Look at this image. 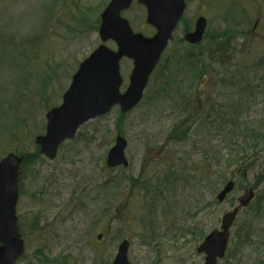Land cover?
Segmentation results:
<instances>
[{"label": "rangeland", "instance_id": "rangeland-1", "mask_svg": "<svg viewBox=\"0 0 264 264\" xmlns=\"http://www.w3.org/2000/svg\"><path fill=\"white\" fill-rule=\"evenodd\" d=\"M109 1L0 0V159L9 152L38 150L35 138L46 131L47 112L62 103L79 64L101 43V13ZM186 1L184 17L139 105L122 119L114 107L82 126L54 160L43 155L22 168L17 215L26 251L17 264H112L122 239L130 240L133 264H204L205 254L197 251L204 231L220 228L223 214L260 183L264 0ZM145 11L136 3L124 16L134 30L152 35ZM200 14L208 19V31L193 48L183 38ZM224 37L230 44L213 50L210 58L206 52ZM106 44L116 48L113 41ZM189 49L201 53L210 74L205 84L195 81L182 101L180 89H188L192 73L174 57ZM132 68L131 59L122 60V90ZM186 110L201 120L192 123L186 138L173 140L171 130ZM235 111L238 122L222 127ZM214 113L221 118L202 126ZM118 134L128 140L130 163L112 170L107 154ZM210 142L218 147V159ZM117 175L124 178L122 194L105 204L98 194ZM227 180L235 182L234 191L224 203H214ZM255 208L241 210L227 255L218 264H264V206L261 214ZM247 220L256 224V237L233 256L235 237Z\"/></svg>", "mask_w": 264, "mask_h": 264}, {"label": "water", "instance_id": "water-1", "mask_svg": "<svg viewBox=\"0 0 264 264\" xmlns=\"http://www.w3.org/2000/svg\"><path fill=\"white\" fill-rule=\"evenodd\" d=\"M135 1L146 8V22L155 28L151 36L134 31L123 16ZM186 8L185 0H110L101 13L99 34L102 43L80 63L62 103L46 115V133L36 137L42 154L54 159L59 146L74 138L83 124L107 114L116 105L123 113L129 112L142 100L150 76L172 40ZM206 28L207 19L201 15L196 19L194 30L186 33V41L200 43ZM108 41H113L117 48H110L106 44ZM123 58L133 60L129 85L124 91L121 90L120 64ZM127 146L126 137L117 135L107 155L108 167L129 164ZM22 162L23 157L14 152L0 159V264H15L25 251V241L17 226L18 178ZM234 186L233 181L227 182L217 195L218 201L223 202ZM254 197V188L248 189L238 199L239 206L223 215L220 228L211 231L200 243L197 251L206 255L204 264H218L225 257L239 211ZM129 248L130 241L124 239L112 264H131Z\"/></svg>", "mask_w": 264, "mask_h": 264}, {"label": "trees", "instance_id": "trees-1", "mask_svg": "<svg viewBox=\"0 0 264 264\" xmlns=\"http://www.w3.org/2000/svg\"><path fill=\"white\" fill-rule=\"evenodd\" d=\"M137 5H139V4H137ZM139 6L144 9V7L142 5H139ZM130 22H132V21L130 20ZM226 44H230V40L228 39V37H224V39L221 42H218L215 45L213 44L214 48L208 50L206 53L207 54L209 53V57L211 58V53H215V52H213V50L221 49L222 48L221 46H226ZM191 47H193V48L194 47H200V44L197 46L191 45ZM207 54H205V55H207ZM174 58L175 59L178 58L177 61L180 64H183L192 73L188 89H180L179 98L182 101H184L183 93L188 91L190 89V87L194 88L195 87L194 86L195 81H198L199 79L204 78L205 76H208L210 74V72H209L210 66H208L209 64L203 63V61L201 60V53L199 51L196 52L193 49H189V50L181 51V52L179 51L177 53L176 57H174ZM175 59H174V61H175ZM168 62H169V60H168ZM159 65L157 66L155 71L159 68ZM166 67L168 68L170 66H168V64H167ZM155 71H154V73H155ZM164 75L166 76L165 80H167L168 78H167L166 71H165ZM164 90H169V88H166ZM171 92H172V90H171ZM169 95L170 94H168V96ZM174 103H175V100H174ZM176 104L179 107L181 106V104L179 102H177ZM239 107L240 106H237L235 109H238ZM182 114L184 116L183 117L184 120H182L178 125H174V127L171 130L170 138L173 140H176L178 138H180V139L186 138L188 136V130L192 126V123L194 121L199 122L201 120V117H197V116H194L192 114L194 116V119H193L192 115L190 113H188V111L185 113H182ZM120 116H121L120 119H122V117L125 116V113H121ZM231 117L232 118L229 119V120H231V122L230 123L228 121L225 122L222 127L226 126L227 124L235 125L236 121L238 122V120H237L238 116H237L236 111H235V113L232 114ZM219 118H221L219 116V113H214L211 117L206 118L207 120L205 122H201L202 126H206L208 124V120H210V119L215 123L219 120ZM209 124H212V123H209ZM250 136L253 137L255 140L258 137V133L252 132V133H250ZM210 147H211L210 151H213V153L216 157L217 154L219 153L218 147L214 146V145L211 146V142H210ZM37 148H38V146H37ZM23 156H24L23 167L31 165V163L40 160L42 157V155L39 152V148L36 152H26L23 154ZM112 170H114V169H112ZM203 172L205 174L204 177L208 178V176H209V174L207 173L208 171L204 170ZM244 174H245V172H242L241 175L244 176ZM170 177L174 178L172 175H169V178ZM169 178H167V179H169ZM174 179H177V178H174ZM123 180H124L123 176L117 175L115 177H111L108 181H106L102 185V189H101L100 193L98 194L101 196V198L99 200H104L105 204H107L108 202L110 203V201H112L113 199L115 200L116 197L120 196L122 193H119V188L121 187ZM254 187L257 189L258 188H261V189H259V191L256 195V198L251 203L250 207L254 208V205L256 204V208H255L256 213L261 214L262 207L264 206V170L261 172L260 183L256 184ZM127 199H128V197H125L124 199H122V203H124L123 205H125L127 203ZM214 203H217V200H214ZM209 205H211V204H209ZM37 223L38 222L35 223V226H37ZM255 228H256V224L252 220H247V222L245 221L244 223H242L240 225V228L238 230V234L235 237V248H234V250H231L234 253L233 256H236V254L240 251V249L242 250L245 245L253 243V238L256 237L255 236V234H256ZM19 229H20V231H22L23 224L20 225ZM201 232H203V231H201ZM193 233H195V232H193ZM205 235H206V233L204 231L203 238L205 237ZM231 251L229 253V256L231 255Z\"/></svg>", "mask_w": 264, "mask_h": 264}, {"label": "flooded vegetation", "instance_id": "flooded-vegetation-1", "mask_svg": "<svg viewBox=\"0 0 264 264\" xmlns=\"http://www.w3.org/2000/svg\"><path fill=\"white\" fill-rule=\"evenodd\" d=\"M254 30L256 31V30H257V28H255V27H254ZM207 31H208V26H207ZM207 31H206V34H207Z\"/></svg>", "mask_w": 264, "mask_h": 264}]
</instances>
